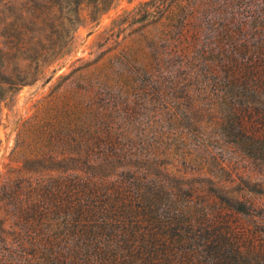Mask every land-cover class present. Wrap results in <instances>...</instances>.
<instances>
[{
    "label": "trees",
    "instance_id": "trees-1",
    "mask_svg": "<svg viewBox=\"0 0 264 264\" xmlns=\"http://www.w3.org/2000/svg\"><path fill=\"white\" fill-rule=\"evenodd\" d=\"M116 1L36 4L27 60L65 58L83 7ZM114 28L22 125L0 264H264V0H149ZM34 76L0 71V108Z\"/></svg>",
    "mask_w": 264,
    "mask_h": 264
},
{
    "label": "rangeland",
    "instance_id": "rangeland-1",
    "mask_svg": "<svg viewBox=\"0 0 264 264\" xmlns=\"http://www.w3.org/2000/svg\"><path fill=\"white\" fill-rule=\"evenodd\" d=\"M43 1L45 0H0V52L8 55V60L0 64V71H6L13 76L23 71L35 75L33 81L23 87L18 94L14 97L8 96L0 108V185L6 179L16 177L17 171L23 166V159L17 154L19 150L16 148L23 123L42 113L46 103L52 100L54 95L61 96L65 92V87L60 85L75 69L96 61L110 47L119 48L118 45L128 37L130 31L127 30L117 38L119 29L114 28V22L149 0H117L112 9L98 22L92 21L90 10L83 7V20L72 52L52 65L42 66L37 70V65L27 60L28 53L23 48V41L25 39L28 42L25 45L27 49L33 47L39 38L40 34L36 30L40 26L32 32H26L24 24L31 21L33 7ZM112 29L115 35L106 42ZM45 33L49 35V29ZM78 49L80 54L74 57ZM118 51L119 49L105 55L101 61L105 62ZM243 165L246 166V164L239 166L241 171H245ZM253 179L264 183V176L257 172L253 174ZM236 182L240 184L239 180ZM249 197L260 199L258 195Z\"/></svg>",
    "mask_w": 264,
    "mask_h": 264
},
{
    "label": "water",
    "instance_id": "water-1",
    "mask_svg": "<svg viewBox=\"0 0 264 264\" xmlns=\"http://www.w3.org/2000/svg\"><path fill=\"white\" fill-rule=\"evenodd\" d=\"M80 54V49L73 55L74 57L78 56Z\"/></svg>",
    "mask_w": 264,
    "mask_h": 264
}]
</instances>
